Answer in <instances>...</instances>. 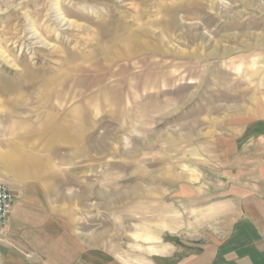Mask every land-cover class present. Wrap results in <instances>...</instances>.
I'll use <instances>...</instances> for the list:
<instances>
[{"label":"rangeland","instance_id":"rangeland-1","mask_svg":"<svg viewBox=\"0 0 264 264\" xmlns=\"http://www.w3.org/2000/svg\"><path fill=\"white\" fill-rule=\"evenodd\" d=\"M259 105L264 0H0V182L105 260L216 232L217 142Z\"/></svg>","mask_w":264,"mask_h":264},{"label":"crops","instance_id":"crops-1","mask_svg":"<svg viewBox=\"0 0 264 264\" xmlns=\"http://www.w3.org/2000/svg\"><path fill=\"white\" fill-rule=\"evenodd\" d=\"M217 143L225 167L220 199L209 206L216 232L148 264H264V105L228 122ZM15 198L0 232V264H132L105 260L103 239L79 231L57 207L50 211L31 194Z\"/></svg>","mask_w":264,"mask_h":264},{"label":"built area","instance_id":"built-area-1","mask_svg":"<svg viewBox=\"0 0 264 264\" xmlns=\"http://www.w3.org/2000/svg\"><path fill=\"white\" fill-rule=\"evenodd\" d=\"M14 203L15 196L12 190L8 185L0 182V232L6 227Z\"/></svg>","mask_w":264,"mask_h":264},{"label":"bare ground","instance_id":"bare-ground-1","mask_svg":"<svg viewBox=\"0 0 264 264\" xmlns=\"http://www.w3.org/2000/svg\"><path fill=\"white\" fill-rule=\"evenodd\" d=\"M67 128V124L65 122H61L59 125H57L56 127V131L54 133V135H56V138H59L60 136H62V134L65 132Z\"/></svg>","mask_w":264,"mask_h":264}]
</instances>
